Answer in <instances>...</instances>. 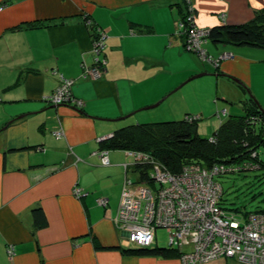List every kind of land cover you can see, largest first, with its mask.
I'll list each match as a JSON object with an SVG mask.
<instances>
[{
	"label": "crops",
	"instance_id": "crops-1",
	"mask_svg": "<svg viewBox=\"0 0 264 264\" xmlns=\"http://www.w3.org/2000/svg\"><path fill=\"white\" fill-rule=\"evenodd\" d=\"M191 3L196 25L204 28L243 24L264 9V0ZM185 8L183 0H0V264H182L179 256L122 252L132 246L114 216L124 181L139 180L136 157L111 149L102 164L97 151L98 139L123 119L152 118L137 113L198 73L236 84L242 101L252 96L264 108V48L207 41L212 57L229 53L211 72L177 34L175 21ZM98 29L106 35L105 66L91 78L81 65L93 64ZM59 73L73 79L80 108L43 100ZM199 91L190 87V103L178 92L170 107L202 109ZM220 96L233 102L229 93ZM60 127L63 135L55 136ZM102 197L105 205L97 202ZM34 209L44 219L39 227ZM151 246L164 245L155 238ZM198 264L246 263L227 257Z\"/></svg>",
	"mask_w": 264,
	"mask_h": 264
},
{
	"label": "built area",
	"instance_id": "built-area-1",
	"mask_svg": "<svg viewBox=\"0 0 264 264\" xmlns=\"http://www.w3.org/2000/svg\"><path fill=\"white\" fill-rule=\"evenodd\" d=\"M184 3L186 12L182 19L175 21V26L179 30L185 24L189 25L183 33L186 50L197 53L201 60L218 65L222 55L213 58L204 48L209 28L198 27L191 0H184ZM95 34L103 38L106 36L100 29ZM104 46V39L93 41V64L89 67L81 65L84 76L88 74L91 78H96L102 73L105 58L101 51ZM58 75V85L51 93L43 96V100L53 105L70 103L80 108L82 100L71 91L73 79L61 73ZM225 112L217 110L216 116H223ZM255 117L264 124V116ZM53 134L63 135L62 127L54 130ZM97 153L102 164H108V150L101 149ZM130 153L136 159L148 156L146 159L151 164L150 177L159 183L157 186L146 181H124L114 223L131 243L150 245L156 238V230L163 228L167 233L168 243L178 249L182 264L205 263L227 257L246 264H264V212L238 215L234 211L222 209L219 205L222 187L214 179L219 173L239 171L242 169L241 165L249 168L253 164L257 166L256 163L220 162L205 167L194 162L183 166L178 173H171L146 153ZM74 191L77 194L80 189L75 188ZM106 201L103 197L97 199L101 205H105ZM7 252L10 255L13 253L11 244L8 245Z\"/></svg>",
	"mask_w": 264,
	"mask_h": 264
},
{
	"label": "trees",
	"instance_id": "trees-1",
	"mask_svg": "<svg viewBox=\"0 0 264 264\" xmlns=\"http://www.w3.org/2000/svg\"><path fill=\"white\" fill-rule=\"evenodd\" d=\"M180 14L182 19L185 11L183 12L180 9ZM187 28H189V25L185 24L177 30V34L183 38V44V33ZM208 41L264 48V9L258 10L253 19L246 23L239 25L222 24L210 27ZM201 61L204 62V60ZM72 87L73 85L71 91ZM255 104L257 102L250 96L244 101L243 113L217 117L224 119L208 137L201 136L197 130L199 115L194 118V114L186 113L184 117L178 120L140 121L123 124L109 135L98 139L100 144L98 150L124 149L135 153H146L154 162H157L171 173H178L183 166L194 162L205 167L220 162L225 164H247L248 162L257 164V166L250 165L249 168H243V165H241L242 169L235 171L237 173L261 169L264 168V161L259 159L257 149L264 145V124L255 116H264V108ZM136 165L139 171L138 182L146 181L159 186L157 180L150 177V169L147 165L139 164V162ZM226 173L222 172L214 177ZM221 192L223 193V191ZM221 208L234 211L238 215L257 211L264 212V208L248 212L241 211L238 208ZM40 214L39 209H34L33 223L35 227H39L44 223L43 216L40 217ZM152 244L147 246L135 244V246L122 249V252L126 255L135 256L158 255L170 257L179 255L178 249L170 244L167 246H151Z\"/></svg>",
	"mask_w": 264,
	"mask_h": 264
},
{
	"label": "rangeland",
	"instance_id": "rangeland-1",
	"mask_svg": "<svg viewBox=\"0 0 264 264\" xmlns=\"http://www.w3.org/2000/svg\"><path fill=\"white\" fill-rule=\"evenodd\" d=\"M184 2V0H183ZM184 6V4H183ZM186 6V5H185ZM185 8V12H186ZM177 20V19H176ZM93 41L95 42L97 39H106L99 35H93ZM92 41V45H93ZM189 51V50H188ZM93 53L91 52V55ZM223 54H228L227 57H229V53L224 52L220 56L219 60L227 58L224 57ZM102 55V54H101ZM103 56V55H102ZM216 58V57H215ZM204 62L208 63L211 69V72L214 70V64L210 61L205 60ZM226 84L225 86L222 85L221 81H219V77L215 76L214 74H204L199 77L193 78L185 83L176 90L173 88V92L168 95L165 99H163L157 106L151 107L147 110H139L137 113V116H143L145 114H151L148 119H143L141 122L149 121V122H158V121H167V120H178L185 116V111L190 112L191 114H194V116L197 118L199 115L200 119L198 120L197 130L199 134L203 137L210 136L216 129L217 124L221 122L222 119L217 118L214 114L217 109L219 111H223L226 109H221L222 106H226L228 108H232L230 113L234 114H240L242 113L244 108V101H242L241 95V87H237L236 84L231 83L230 81H224ZM190 87H193L196 89L198 96H201L199 94V90H203V99H201L202 109H194L191 105L192 109L187 108L185 110V106L181 107L180 109H174L170 107V104L173 100L179 99L178 94L180 92H183L182 96H184L187 99V102L190 103L192 101L189 100V90ZM179 92V93H178ZM218 92V93H217ZM225 92L229 93L232 97L233 102H229V100L221 98L220 93ZM239 92V93H234ZM217 97V99H215ZM183 97H181L182 99ZM226 101V102H225ZM229 102V103H228ZM155 103V102H154ZM152 103V104H154ZM187 106V105H186ZM232 106V107H231ZM196 111H199L196 113ZM201 113V115L199 114ZM226 116V113H225ZM131 119V121L129 120ZM136 117H127L123 119V121H126L125 124L128 123H136ZM258 157L262 161H264V145H261L258 149ZM142 155V154H141ZM148 159V156L146 157ZM145 157H141L140 159H136V164L139 162V164H145L149 169L151 168V164L148 163V160ZM142 159V160H141ZM252 159V158H251ZM141 160V161H140ZM137 166V165H136ZM216 181H218L221 184L222 187V196H221V207L226 209H240L241 211H253L256 209H262L264 208V168L257 169V170H246L241 172H230L226 173L222 176H216L214 177ZM156 240L157 243L160 245L167 246L168 238L167 233L163 228H158L156 230ZM127 245L135 246V244L130 243L129 240H127Z\"/></svg>",
	"mask_w": 264,
	"mask_h": 264
},
{
	"label": "water",
	"instance_id": "water-1",
	"mask_svg": "<svg viewBox=\"0 0 264 264\" xmlns=\"http://www.w3.org/2000/svg\"><path fill=\"white\" fill-rule=\"evenodd\" d=\"M204 74H206V72H202V73L195 74V75L191 76L190 79L195 78V77H199V76L204 75ZM163 99L164 98H161L159 101L155 102L154 104H151L149 106L144 107V109L145 108H151V107L157 106Z\"/></svg>",
	"mask_w": 264,
	"mask_h": 264
},
{
	"label": "bare ground",
	"instance_id": "bare-ground-1",
	"mask_svg": "<svg viewBox=\"0 0 264 264\" xmlns=\"http://www.w3.org/2000/svg\"><path fill=\"white\" fill-rule=\"evenodd\" d=\"M141 160H142V159H141ZM141 160H140V161H141Z\"/></svg>",
	"mask_w": 264,
	"mask_h": 264
}]
</instances>
